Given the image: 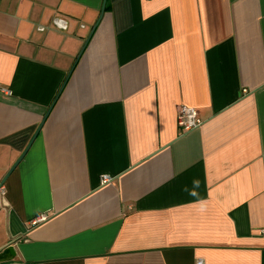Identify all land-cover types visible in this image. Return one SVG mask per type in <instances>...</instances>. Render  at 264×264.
Instances as JSON below:
<instances>
[{"label": "crops", "instance_id": "0c3cea01", "mask_svg": "<svg viewBox=\"0 0 264 264\" xmlns=\"http://www.w3.org/2000/svg\"><path fill=\"white\" fill-rule=\"evenodd\" d=\"M103 2L0 0V247L264 264V0Z\"/></svg>", "mask_w": 264, "mask_h": 264}, {"label": "built area", "instance_id": "2783aa9c", "mask_svg": "<svg viewBox=\"0 0 264 264\" xmlns=\"http://www.w3.org/2000/svg\"><path fill=\"white\" fill-rule=\"evenodd\" d=\"M178 124L180 126L181 132H186L201 127L203 124V119L200 118L195 107L183 104L178 109ZM112 179L113 176L110 174H103L101 176L102 183L110 182ZM4 192V185H0V193L4 194ZM46 219L47 215L45 213L40 214L32 220V223L35 225L45 221ZM261 232L264 233V228L261 230ZM197 264H203V260L199 259Z\"/></svg>", "mask_w": 264, "mask_h": 264}, {"label": "water", "instance_id": "95a60500", "mask_svg": "<svg viewBox=\"0 0 264 264\" xmlns=\"http://www.w3.org/2000/svg\"><path fill=\"white\" fill-rule=\"evenodd\" d=\"M105 5H106V0H104L103 2V8L101 10V13H100V16L96 22V24L94 25L93 27V30L90 32L88 38L86 39L84 45H83V48H82V52L84 51V49L86 48L89 40L91 39L93 33H94V30L96 28V26L98 25L99 21L101 20L102 16H103V13H104V9H105ZM75 66V65H74ZM73 66V68H74ZM73 68L70 70V73L69 75L71 74ZM69 77V76H68ZM67 77V79H68ZM67 81V80H66ZM64 88V85L62 86L61 90L59 91L56 99L54 100V102L52 103V105L50 106L48 112L46 113L44 119L42 120L41 122V125L39 126L38 130L36 131L33 139L37 136V134L39 133L40 129L42 128L43 124H44V121L46 120L47 116L49 115L52 107L54 106V104L56 103V100L58 98V96L60 95V93L62 92ZM32 143V142H31ZM31 143L26 147V149L23 151V153L21 154V156L17 159V161L15 162V164L12 166V168L9 170L7 176L4 178V180L0 183V185H3L5 180L7 179L8 175L13 171V169L20 163V161L24 158V156L26 155L28 149L30 148V145ZM16 252H15V248L13 246L12 243H8V244H4L3 246L0 247V264H16Z\"/></svg>", "mask_w": 264, "mask_h": 264}, {"label": "clouds", "instance_id": "9594fccd", "mask_svg": "<svg viewBox=\"0 0 264 264\" xmlns=\"http://www.w3.org/2000/svg\"><path fill=\"white\" fill-rule=\"evenodd\" d=\"M195 183V182H194Z\"/></svg>", "mask_w": 264, "mask_h": 264}]
</instances>
